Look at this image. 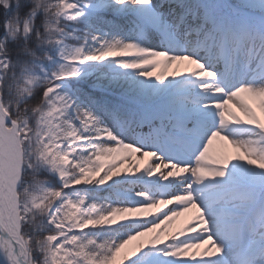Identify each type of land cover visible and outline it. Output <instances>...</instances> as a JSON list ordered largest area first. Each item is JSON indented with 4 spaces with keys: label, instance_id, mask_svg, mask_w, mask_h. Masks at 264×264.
Listing matches in <instances>:
<instances>
[{
    "label": "snow or ice",
    "instance_id": "snow-or-ice-1",
    "mask_svg": "<svg viewBox=\"0 0 264 264\" xmlns=\"http://www.w3.org/2000/svg\"><path fill=\"white\" fill-rule=\"evenodd\" d=\"M0 264H264V0H0Z\"/></svg>",
    "mask_w": 264,
    "mask_h": 264
},
{
    "label": "rangeland",
    "instance_id": "rangeland-1",
    "mask_svg": "<svg viewBox=\"0 0 264 264\" xmlns=\"http://www.w3.org/2000/svg\"><path fill=\"white\" fill-rule=\"evenodd\" d=\"M163 210H167L166 207H162L161 209L157 210V209H153L151 210L152 213H156L158 211H163ZM146 216L147 215H150V213H146L145 214ZM194 215V212L193 213H188L186 214L185 216L179 218L173 225L172 227L169 229L170 232H175V231H178L180 230L181 228H183L188 222H190V219L191 217Z\"/></svg>",
    "mask_w": 264,
    "mask_h": 264
}]
</instances>
